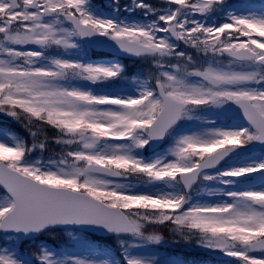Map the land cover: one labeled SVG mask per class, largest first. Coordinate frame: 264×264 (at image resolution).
<instances>
[{"label": "snow or ice", "instance_id": "6c2138e0", "mask_svg": "<svg viewBox=\"0 0 264 264\" xmlns=\"http://www.w3.org/2000/svg\"><path fill=\"white\" fill-rule=\"evenodd\" d=\"M111 8L0 0V114L27 132L0 129V264H185L165 229L264 264V0ZM58 231L81 251L23 250Z\"/></svg>", "mask_w": 264, "mask_h": 264}, {"label": "rangeland", "instance_id": "374dc122", "mask_svg": "<svg viewBox=\"0 0 264 264\" xmlns=\"http://www.w3.org/2000/svg\"><path fill=\"white\" fill-rule=\"evenodd\" d=\"M120 2H123V0H120ZM65 235H66V237H67V239L69 240L70 239V237L68 236V234H67V232L65 233ZM38 246H43L42 244H40V245H38ZM195 248V247H194ZM197 249H199V248H197ZM71 251V250H70ZM79 253V252H78ZM158 256H161L162 257V254H159V253H156ZM166 258V257H165ZM228 258H230V257H228Z\"/></svg>", "mask_w": 264, "mask_h": 264}, {"label": "water", "instance_id": "95a60500", "mask_svg": "<svg viewBox=\"0 0 264 264\" xmlns=\"http://www.w3.org/2000/svg\"><path fill=\"white\" fill-rule=\"evenodd\" d=\"M99 233H102V232H99Z\"/></svg>", "mask_w": 264, "mask_h": 264}]
</instances>
